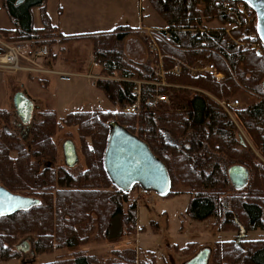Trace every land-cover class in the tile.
<instances>
[{
	"label": "trees",
	"instance_id": "16d2710c",
	"mask_svg": "<svg viewBox=\"0 0 264 264\" xmlns=\"http://www.w3.org/2000/svg\"><path fill=\"white\" fill-rule=\"evenodd\" d=\"M45 1L3 0L13 26L0 28V39L20 43L46 38L51 28L56 27H34L31 14L33 7H43ZM148 1L164 24L159 29V52L153 51L154 67L149 75L122 59L116 49L117 43L131 30L127 26L90 35L59 33L68 40L91 39L100 74L111 78L97 80L95 86L118 107L122 102L138 101V113L96 108L69 112L57 119L53 109L44 108L38 112L40 119L30 127L27 142L7 131L11 113L0 109V185L39 200L26 210L0 216V260L17 256V240L32 236L34 253L67 250L66 256L41 264H105L100 255L80 247L92 240H109L114 224L118 243L137 231V211L130 202V191L140 186L134 184L127 192L119 189L104 167L111 122L141 139L163 163L170 186L162 196L182 192L190 195L186 213L192 219L224 217L223 226L238 223L246 230L264 229V49L253 47L258 37H245L243 17L235 2ZM242 5L250 9L247 4ZM251 30L256 31V27L252 25ZM199 59L213 62L223 78L191 76L188 66ZM175 62L179 65L178 73L171 71ZM159 63L166 71L164 78L168 86L156 88L142 83L136 96L135 84L124 79L156 81ZM116 73L120 74V80H112ZM156 92L170 95L171 111L163 102H149ZM238 92L255 100L237 108L228 107L236 117L237 126L219 101L229 104ZM63 127L78 132L83 170L72 172L65 165L55 166L58 152L53 137ZM163 129L176 139L186 138L190 133L197 144V158L204 159L208 153L216 158L210 165L199 160L200 168L195 167L194 158L179 144L163 147ZM240 132L254 149L241 143ZM31 148L35 150L33 156L29 152ZM33 157L42 159L41 168H37ZM234 164H241L249 171L248 183L242 189H235L228 179L227 169ZM125 240L124 250L111 249V253L119 255L118 260L106 264H135L125 256L136 254L134 248L128 247L130 241ZM195 245L189 242L184 251L193 252ZM210 250L209 264H264V238H242L239 243L233 239L217 240ZM145 255L139 264H157L154 252L146 251Z\"/></svg>",
	"mask_w": 264,
	"mask_h": 264
},
{
	"label": "rangeland",
	"instance_id": "374dc122",
	"mask_svg": "<svg viewBox=\"0 0 264 264\" xmlns=\"http://www.w3.org/2000/svg\"><path fill=\"white\" fill-rule=\"evenodd\" d=\"M31 14L34 27L38 28L44 25L56 27L51 28V32L46 38L34 40L31 43L27 42L29 45L26 44L23 49L27 55L28 47L46 44L51 50L45 61L46 71L33 70L31 67V70L12 72L0 69V109H7L11 113L7 131L15 133L23 141L29 139L30 127L32 123L40 119L38 112L44 108L53 109L57 119H60L73 111H87L96 108L119 111L121 107L115 105L105 92L94 84L97 80H111V78L100 74V65L94 58L91 39L83 37L68 40L59 35V28L66 32L65 35L78 36L105 33L118 26H127L131 30L116 45L120 57L144 75H149L152 65L154 67V53L149 47L150 39L147 34L149 29L164 28V24L158 26L162 20L152 10L148 0H46L43 7H33ZM230 15L232 16V14ZM241 16L244 21L242 28L244 31V27L248 26L250 19L244 11ZM12 26L3 6V0H0V28ZM250 26H252V22H250L249 28ZM156 39L158 40L159 37ZM156 42L158 45V41ZM26 61L24 59L22 62L24 66H28ZM120 79L119 73H116L112 78V80ZM131 79L136 80L135 77ZM17 92L24 93L34 104L32 120L27 125L19 124V119L14 114L12 98ZM236 99L239 101L237 107L255 100L242 92H238ZM219 103H223L225 107L226 104L228 105L225 101H219ZM168 107L169 105L166 108L171 111V108ZM228 107L224 109L238 126L235 115L228 111ZM240 133L244 143L254 149L253 144L244 133ZM161 136L165 149L172 143L179 144L185 153L194 158V166L197 168L201 166L200 161H206L209 164L216 158L214 154L210 153L204 159L197 158V144L190 133L186 138L176 139L163 129ZM65 140L73 142L76 152V164L70 169L72 172L83 170L85 164L78 132L75 128L69 127H63L53 137L58 152L55 166L65 165L61 148ZM34 151L32 148L29 149L32 156ZM31 159L38 165L37 168L42 167V159L37 157ZM189 201L190 195L186 192L165 197L153 190L134 187L130 191V202L132 205L134 204L137 211V231L129 237H124L118 243L115 240L116 226L114 224L109 240H92L80 248L100 255L103 258V263L106 264L118 260L119 255L111 253V249L119 247L120 250H124L127 247L125 239H128L131 243L128 247L134 248L136 254L135 257H132L130 253L125 256L128 260H134L135 264H139L146 251L154 252L157 264H183L199 250L212 249L214 241L237 238L241 224L233 223V225L223 226L224 217L216 218L214 216L202 221L194 220L186 213ZM243 238H264V229H247ZM32 239V236L30 239L26 236L20 237L16 244L25 241L28 242L29 248L23 251L19 249L17 256L0 260V264H41L67 254L66 249L34 253ZM189 242H195L196 245L195 250L188 253L184 249Z\"/></svg>",
	"mask_w": 264,
	"mask_h": 264
},
{
	"label": "water",
	"instance_id": "95a60500",
	"mask_svg": "<svg viewBox=\"0 0 264 264\" xmlns=\"http://www.w3.org/2000/svg\"><path fill=\"white\" fill-rule=\"evenodd\" d=\"M247 4L256 15V33L264 49V0H226ZM14 114L19 123L27 125L32 120L33 102L22 92L12 98ZM110 134L104 153V167L112 183L127 192L134 184L145 190H153L160 195L165 194L170 186L169 176L163 163L149 150L147 145L126 128L110 123ZM241 143H244L240 137ZM65 166L76 164V152L71 140L62 144ZM228 179L235 189L244 188L249 179L248 169L241 164L231 165L227 169ZM37 198L13 193L0 185V216L10 215L19 210H26L37 205ZM246 229L239 225L235 243L244 237ZM28 242H21L16 249L27 250ZM211 250L203 248L183 264H209Z\"/></svg>",
	"mask_w": 264,
	"mask_h": 264
},
{
	"label": "built area",
	"instance_id": "2783aa9c",
	"mask_svg": "<svg viewBox=\"0 0 264 264\" xmlns=\"http://www.w3.org/2000/svg\"><path fill=\"white\" fill-rule=\"evenodd\" d=\"M236 3V8L239 10V12H245L249 19L250 22H252V25H256V15L254 11L250 9H245L242 5L241 2H235ZM226 5V4H225ZM226 7H228L226 5ZM248 21V23L250 24ZM248 26L244 27V34L245 37L249 36L251 38H256L257 33L256 31L251 30V26L249 28ZM230 26V25H229ZM246 28H249L246 30ZM148 39L150 41L148 42L149 47L151 50L159 52L158 50V45H157V39L160 37L159 35V29H149L148 30ZM31 43V42H29ZM28 44L27 42H20V43H7L6 41L0 39V69L2 70H7V71H23V70H39V71H46L45 67L47 66L46 64V59L49 56V47L46 44H42L36 47H28V50L26 51L28 54L24 53L25 51L23 50L25 45ZM29 45V44H28ZM253 47H255L257 50H261L263 47L262 43L260 40L254 41L253 42ZM160 57V56H159ZM27 60L26 62L28 63V66H24L22 62ZM43 63V64H42ZM96 65V63H94ZM31 67V68H30ZM172 72L178 73L179 72V65L178 62H175L173 65V68L171 69ZM165 70L162 68L161 63H159V67L155 70V74L157 77L156 81H140V80H133V79H124L125 81H130L135 84V88L133 90V93L136 94V96L139 95V85L144 83V84H151L154 85L156 88L158 87H166L168 86V83L166 82L164 76H165ZM188 73L193 76V77H199V76H211L214 77L216 80H221L223 78V74L219 71H217L215 65L213 62L208 61V60H203L199 59L196 60L192 65L188 66ZM149 102L151 104H155L157 102H163L164 104L169 105L168 108L172 109L171 105V97L168 93L166 92H156L155 95L149 99ZM238 99L233 100L231 103H229L227 106H230L232 108H236L238 106ZM223 108L226 109L225 105L223 103H220ZM139 102L136 101L133 104H129L126 102H122L120 111L125 112V113H131L135 114L139 112Z\"/></svg>",
	"mask_w": 264,
	"mask_h": 264
},
{
	"label": "crops",
	"instance_id": "0c3cea01",
	"mask_svg": "<svg viewBox=\"0 0 264 264\" xmlns=\"http://www.w3.org/2000/svg\"><path fill=\"white\" fill-rule=\"evenodd\" d=\"M163 25V22L162 23H160V25H158V26H162ZM154 26V25H153ZM58 31H59V33H61V34H63V35H65L66 34V32H63V30H61L60 28L58 29ZM65 36H77V35H72V34H69V35H65Z\"/></svg>",
	"mask_w": 264,
	"mask_h": 264
},
{
	"label": "flooded vegetation",
	"instance_id": "af4514ba",
	"mask_svg": "<svg viewBox=\"0 0 264 264\" xmlns=\"http://www.w3.org/2000/svg\"><path fill=\"white\" fill-rule=\"evenodd\" d=\"M19 124H20V123H19ZM65 141H66V140H65ZM65 141H64V142H65ZM64 142H63V143H64ZM63 143H62V144H63ZM61 148H62V145H61Z\"/></svg>",
	"mask_w": 264,
	"mask_h": 264
}]
</instances>
